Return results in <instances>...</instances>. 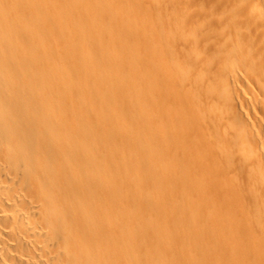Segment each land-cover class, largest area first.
<instances>
[{"label": "bare ground", "instance_id": "1", "mask_svg": "<svg viewBox=\"0 0 264 264\" xmlns=\"http://www.w3.org/2000/svg\"><path fill=\"white\" fill-rule=\"evenodd\" d=\"M151 1L0 0V264H264V0Z\"/></svg>", "mask_w": 264, "mask_h": 264}, {"label": "rangeland", "instance_id": "2", "mask_svg": "<svg viewBox=\"0 0 264 264\" xmlns=\"http://www.w3.org/2000/svg\"><path fill=\"white\" fill-rule=\"evenodd\" d=\"M150 1V0H149ZM157 0H153V1H151V2H153V4H152V6H157V8L159 7V5L161 4V3H163L162 2V0H158L157 2H156ZM154 2H155V4H154ZM160 2V3H159ZM198 2H203V0H199ZM158 3V4H157ZM155 7H152L151 9H153V13L151 12V14H152V17H153V19H157L158 17H157V15H156V11H154L156 8ZM152 11V10H151ZM149 15H150V11H149ZM155 16V17H154ZM151 17V16H150ZM163 21H165L164 19H163ZM257 166V168H260L261 167V165L260 164H257L256 165ZM246 180V179H245ZM251 180V181H250ZM250 180H248L247 179V181H246V183H247V186L248 187H250L251 188V186L253 187V186H255V185H252V184H255V183H253L254 182V180H253V178L251 177L250 178ZM252 183V184H251ZM251 185V186H250ZM255 188V187H254Z\"/></svg>", "mask_w": 264, "mask_h": 264}]
</instances>
